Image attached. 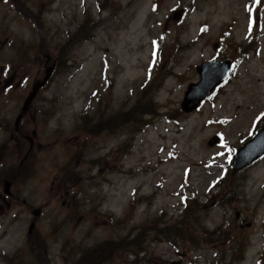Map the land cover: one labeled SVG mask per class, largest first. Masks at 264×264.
I'll return each instance as SVG.
<instances>
[{
    "label": "rangeland",
    "instance_id": "1",
    "mask_svg": "<svg viewBox=\"0 0 264 264\" xmlns=\"http://www.w3.org/2000/svg\"><path fill=\"white\" fill-rule=\"evenodd\" d=\"M15 5L0 0V264H264V156L231 169L264 128V0ZM211 61L228 78L182 112ZM44 64L20 122L29 150L14 122ZM14 177L30 210L3 192Z\"/></svg>",
    "mask_w": 264,
    "mask_h": 264
},
{
    "label": "water",
    "instance_id": "2",
    "mask_svg": "<svg viewBox=\"0 0 264 264\" xmlns=\"http://www.w3.org/2000/svg\"><path fill=\"white\" fill-rule=\"evenodd\" d=\"M181 16H182V12L176 11L172 14V19L178 22ZM53 70H54V66L52 65L46 66L45 64L44 76L42 80L37 81L32 85L31 91L27 99L23 102L20 112L16 117L14 124L15 130H18L20 120L29 110L30 105L36 98L38 92L41 89H43L48 83L53 73ZM229 70H230V63L228 61L225 62L211 61V62L203 63L200 66H198L196 71L198 73L199 80L197 83H193L187 86V90L185 91L182 102L180 104L181 110L185 113H189L196 110L200 105V103L203 100H205L217 87H219L226 80V78L229 75ZM13 81H14V77H11L5 82L4 87L10 86ZM26 138L28 139L30 146H32L33 139L31 137H26ZM215 141L216 139L213 140V143ZM263 155H264V128H262L249 142H247L242 148H240L236 152L235 160L232 166V171L235 172L237 170L249 166L250 164L257 161L259 158H261ZM13 182L14 179H12L11 181L4 182L3 192L5 195L12 196L10 193V188ZM30 214L32 215L33 219L28 227L27 233L29 236H32L36 221L41 215V210L34 209L30 212Z\"/></svg>",
    "mask_w": 264,
    "mask_h": 264
},
{
    "label": "flooded vegetation",
    "instance_id": "3",
    "mask_svg": "<svg viewBox=\"0 0 264 264\" xmlns=\"http://www.w3.org/2000/svg\"><path fill=\"white\" fill-rule=\"evenodd\" d=\"M3 1V0H2ZM5 1H7V2H10L11 1V4L13 5V7L15 8L16 7V2H17V0H5ZM47 55V58H49V60H51L50 59V56L48 55V54H46ZM48 60V59H47ZM54 62H56L55 61V59H54V61H53V63ZM45 65V64H44ZM5 72V69H3V71H2V74ZM14 75V74H13ZM16 78V77H15ZM20 84H21V81H20V83H18V85H17V87H19L20 86ZM10 87V86H9ZM9 87H7V88H2V91H5V90H7V89H9ZM5 126V125H4ZM4 126H3V124L2 123H0V129H2V130H5V128H4ZM21 125L19 124V127H18V130H15V128H14V132H15V136H16V140H18L19 142H22V141H26V142H28V140H27V135H26V130L25 129H23V128H21L20 127ZM13 139H14V137H13ZM28 144H29V142H28ZM22 146V145H21ZM29 150H31L32 148H34L35 146H34V143H33V145H32V147L30 148V144H29ZM25 150V149H24ZM28 151V150H27ZM27 155H28V152L26 153V151H25V153H24V158L25 159H27ZM62 190L61 189H58V193L59 192H61ZM9 198V201L11 200V201H13V202H15V203H19L20 205H22L23 207H25L27 210H30V206H29V204L24 200V199H22V198H20V197H18V196H11V199H10V197H8ZM5 200V199H4ZM5 204L8 206V202H6L5 201ZM0 209H2L1 208V206H0Z\"/></svg>",
    "mask_w": 264,
    "mask_h": 264
},
{
    "label": "trees",
    "instance_id": "4",
    "mask_svg": "<svg viewBox=\"0 0 264 264\" xmlns=\"http://www.w3.org/2000/svg\"><path fill=\"white\" fill-rule=\"evenodd\" d=\"M158 56H159V53H158ZM152 102L153 101H149L147 104H146V106H145V104L143 103V106H142V109L143 110H147V111H149L150 109H152V110H154V108H153V106L151 105L152 104ZM134 110V109H133ZM155 111V110H154ZM156 112V111H155ZM146 113V112H145ZM139 115H142V114H137V113H134V116L137 118ZM82 117H83V121L85 122V128L88 130L89 129V124H88V122H89V120L87 119V117H86V115H82ZM258 121L257 122H255V127L257 128V126H258V124H259V122L263 119L264 120V110L262 111V113L261 114H259V116H258ZM262 124H264V121H262ZM98 126H100L99 124H97L95 127H98ZM260 127V126H259ZM253 133H254V131L253 132H251V135H253ZM15 178V180H16V177H14ZM13 179V178H12ZM15 182V181H14ZM188 203H186L185 205H187ZM162 233L163 234H165V231H168V228H163L162 230ZM166 240L167 241H169L171 244H172V238L174 239V238H180L181 240H183V241H185V242H192V239L190 238V237H187L186 239H185V236H184V234H183V232H176L175 234H174V236L172 237L171 236V233L168 231V233H166ZM164 236V237H165ZM172 246H175V244H174V242H173V245ZM142 250L141 249H139L138 250V252L136 253L137 255L141 252Z\"/></svg>",
    "mask_w": 264,
    "mask_h": 264
}]
</instances>
